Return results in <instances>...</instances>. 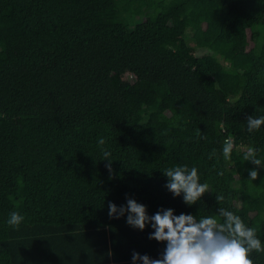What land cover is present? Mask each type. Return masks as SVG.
Returning a JSON list of instances; mask_svg holds the SVG:
<instances>
[{"label": "trees", "instance_id": "trees-1", "mask_svg": "<svg viewBox=\"0 0 264 264\" xmlns=\"http://www.w3.org/2000/svg\"><path fill=\"white\" fill-rule=\"evenodd\" d=\"M109 8L117 15L105 19ZM253 115H264V0H0V264L160 258L166 243L149 239L150 225L109 217V202L129 197L150 216L222 222L226 208L264 247V167L253 181L243 159L255 147L264 163ZM177 165L209 185L195 205L165 187L163 170ZM249 258L264 264V252Z\"/></svg>", "mask_w": 264, "mask_h": 264}, {"label": "clouds", "instance_id": "clouds-1", "mask_svg": "<svg viewBox=\"0 0 264 264\" xmlns=\"http://www.w3.org/2000/svg\"><path fill=\"white\" fill-rule=\"evenodd\" d=\"M247 131H259L264 125V115L248 116ZM206 139V137H203ZM104 138L98 139L101 146L102 160L109 174L114 172L112 162L114 161L111 151L104 148ZM234 140L229 135L223 141L222 155L225 161L231 160L234 150ZM217 155L213 149L208 158ZM244 161L264 167L261 159L257 158V149L248 147L244 152ZM167 177L165 187L174 197L183 198V202L189 206L197 204L209 193V185L201 183L196 167L189 168L187 165H177L163 170ZM219 175H223L220 172ZM249 179L255 181L259 172L250 170ZM216 200L222 204L225 200L223 194H216ZM108 215L112 219H120L126 215V223L141 231L151 226L153 232L149 239L166 243L160 258L153 259L149 255H140L133 252V264H254L249 258L252 252H264L261 240L257 237L256 229L248 227L239 215L220 207L218 210L219 222L214 216H202L197 219L191 214H175L174 209H160L154 215H149L147 206L138 203L133 198H127L125 205L117 206L114 202L108 204ZM24 217L18 212H11L7 221L8 225L18 229Z\"/></svg>", "mask_w": 264, "mask_h": 264}, {"label": "rangeland", "instance_id": "rangeland-1", "mask_svg": "<svg viewBox=\"0 0 264 264\" xmlns=\"http://www.w3.org/2000/svg\"><path fill=\"white\" fill-rule=\"evenodd\" d=\"M115 15H117V10H116L115 8H109V9H105V10L103 11V17H104L105 19H108V18L113 17V16H115ZM189 42H190V44L193 45V47H194V52H195L196 54L200 55V54H203V53H206V52H207L205 49H202V48L200 47L199 44L194 45V44L191 42V40H190ZM251 169H252V170L255 169V170H257L258 172L261 171L260 167H259V166H256V165H253V166L251 167Z\"/></svg>", "mask_w": 264, "mask_h": 264}]
</instances>
